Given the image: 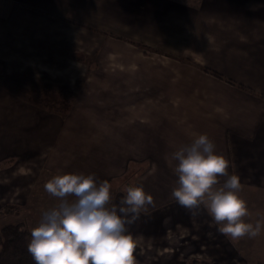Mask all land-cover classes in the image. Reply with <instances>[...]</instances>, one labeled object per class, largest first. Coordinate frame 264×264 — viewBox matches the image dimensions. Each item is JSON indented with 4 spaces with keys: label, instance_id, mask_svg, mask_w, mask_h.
I'll return each instance as SVG.
<instances>
[{
    "label": "rangeland",
    "instance_id": "374dc122",
    "mask_svg": "<svg viewBox=\"0 0 264 264\" xmlns=\"http://www.w3.org/2000/svg\"><path fill=\"white\" fill-rule=\"evenodd\" d=\"M3 1L8 0L0 3ZM92 1L98 5L102 0ZM208 2L215 12L209 8L204 13L193 11V17H185L188 28H181V24L168 29V38H183L177 44L176 40L162 39L147 40L150 45L142 46L129 40L131 45H126L121 40H98L102 35L97 33L88 38L85 28L83 34L70 30L74 35L70 40L12 41L18 49L5 54L7 60L0 64V73L3 66V74H7L0 76V229L16 223L31 231L43 211L57 203L45 191L46 181L59 172H83L94 174L97 182L107 180L114 202L130 184H143L153 195L154 203L140 222L137 220L138 225H129L139 238L134 253L137 264H247L239 257L231 261L226 238L212 236L217 229L206 211L193 215L170 195L177 177L169 154L184 144V105L199 102L197 86L230 84L252 93L239 80L211 66V58L219 51L217 44L239 40L233 46L239 50L254 42L263 47L264 0ZM217 16L220 23L215 22ZM210 22L220 25V30L207 29ZM202 40L207 41L208 53L202 52ZM41 43L48 46L41 47ZM74 48L79 50L72 55L77 57L75 61L60 60ZM92 53L95 62L87 55ZM141 53L150 57L145 59ZM12 55L27 60L16 61ZM93 64L95 70L87 73ZM153 83L161 89L147 92ZM76 92L79 98L73 105ZM141 96L140 103H134ZM39 99L53 108L41 107ZM136 105L134 117L139 124L133 123L127 109ZM142 107L156 110L153 135L141 118L145 117ZM107 132L115 139L102 140ZM123 132L131 140H125ZM174 211L196 220H178ZM152 219L158 222L154 228ZM216 240L223 241L221 247L214 245V241L219 244Z\"/></svg>",
    "mask_w": 264,
    "mask_h": 264
},
{
    "label": "crops",
    "instance_id": "0c3cea01",
    "mask_svg": "<svg viewBox=\"0 0 264 264\" xmlns=\"http://www.w3.org/2000/svg\"><path fill=\"white\" fill-rule=\"evenodd\" d=\"M235 1L238 3V0ZM92 2V0H8L0 3V64L7 60L5 54L12 52L15 48L18 49V44L12 42L14 40H70V37L74 38L70 30L83 34L84 28L89 32L88 38L97 33L102 35L98 40H121L126 45L131 42L138 43L139 46L140 44L141 46L150 45L146 42L147 40L155 42L162 39L173 40L174 43L175 38H168L169 28L177 29L181 24L184 25L180 26L181 28H188L185 17H193V11L202 10L204 13L209 8V11L215 12L212 2L209 3L208 0H102L98 5ZM198 3L199 7L196 6ZM253 12L256 13V11ZM215 22L220 23L218 16ZM215 22H210L206 28L209 29V26L211 30H220L221 26ZM161 29L166 31L162 30L163 33ZM180 40L183 38L176 40L174 44ZM202 41L200 44L205 47L202 52L208 53L207 41ZM260 41L263 47L254 42L239 50L238 46L233 47L238 45L239 40H222L220 46L217 44L219 51L211 58L214 60L211 66L216 72L239 80L245 87L250 88L252 93H247L230 84L215 87L199 85L197 86L201 93L199 102L184 105L186 120H183L184 144L189 143L197 134L207 133L215 142L217 150L228 160L229 172L239 175L242 185L241 195L248 203L250 219L253 223L258 219L264 222V40ZM167 43L170 44V41ZM240 44L244 43L240 42ZM46 46L48 44L41 43V47ZM78 51L77 48L68 49L66 57L60 60L75 61L77 57L72 55ZM87 55L92 58L91 61L95 62L94 53ZM142 56H145V59L150 57L145 53ZM14 58L16 61L27 60L22 55ZM48 58L50 60V56ZM55 60L57 61L56 57ZM93 66L94 64L90 65V68L86 70L87 73L95 70ZM3 71L4 68L1 66V77L7 75L3 74ZM24 74L27 75V73ZM77 81L81 83V80L77 79ZM208 81L206 78V82ZM154 84L147 92L157 93L156 90L161 89L158 84ZM168 87L171 89V86ZM163 89L167 88L163 86ZM140 90L142 93L146 92V90ZM74 98L73 105L79 98L77 92ZM141 98L142 96L133 100L134 103H140ZM136 108L137 105L135 110L127 106L133 123L139 124L134 117L137 114ZM142 108L145 117L141 116V118L143 123L149 124L151 127L149 131L152 134L155 129L153 126H157L153 118L156 110ZM119 114L122 115L121 112ZM65 118L66 115L63 119ZM162 123L165 122L162 121ZM112 133L114 135V132ZM123 134L125 140H131L127 132ZM100 138L115 139L109 132ZM220 179L223 182L224 177ZM198 214L201 215L200 212ZM174 215L178 220H187L189 223L196 220L193 219L194 216L185 213L174 211ZM207 218L212 221L209 216ZM138 222L136 220L133 225L137 226ZM150 223L152 228L158 224L155 219H152ZM160 223L163 224L164 221ZM146 227L149 228L148 222ZM212 236L226 238L225 242L229 247L226 251L230 253L231 261L238 260L239 257L247 264L264 263V232L254 239L244 237L232 240L218 231ZM216 241L219 244L214 241V245L221 247L223 241ZM243 255H247V259Z\"/></svg>",
    "mask_w": 264,
    "mask_h": 264
},
{
    "label": "clouds",
    "instance_id": "9594fccd",
    "mask_svg": "<svg viewBox=\"0 0 264 264\" xmlns=\"http://www.w3.org/2000/svg\"><path fill=\"white\" fill-rule=\"evenodd\" d=\"M170 159L177 177L170 195L176 203L193 215L203 209L232 240L264 232V222H251L239 175L229 172L228 160L207 133L179 146ZM44 189L57 203L30 231L28 251L35 264H137L139 238L129 225L154 203L143 184L127 186L118 202L107 180L97 182L83 172H59Z\"/></svg>",
    "mask_w": 264,
    "mask_h": 264
},
{
    "label": "trees",
    "instance_id": "16d2710c",
    "mask_svg": "<svg viewBox=\"0 0 264 264\" xmlns=\"http://www.w3.org/2000/svg\"><path fill=\"white\" fill-rule=\"evenodd\" d=\"M213 75L219 76L215 72H213ZM69 95L70 93H68ZM38 104L44 108L52 107L51 104L42 100ZM29 240L30 231L22 228L20 224L10 223L4 225L0 229V264H35L28 251Z\"/></svg>",
    "mask_w": 264,
    "mask_h": 264
}]
</instances>
